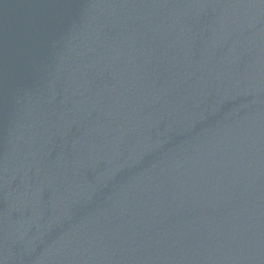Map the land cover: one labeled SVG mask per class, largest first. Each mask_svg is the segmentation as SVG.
<instances>
[{
    "label": "water",
    "instance_id": "95a60500",
    "mask_svg": "<svg viewBox=\"0 0 264 264\" xmlns=\"http://www.w3.org/2000/svg\"><path fill=\"white\" fill-rule=\"evenodd\" d=\"M0 264H264V0H0Z\"/></svg>",
    "mask_w": 264,
    "mask_h": 264
}]
</instances>
